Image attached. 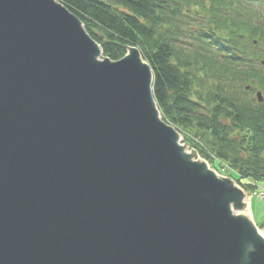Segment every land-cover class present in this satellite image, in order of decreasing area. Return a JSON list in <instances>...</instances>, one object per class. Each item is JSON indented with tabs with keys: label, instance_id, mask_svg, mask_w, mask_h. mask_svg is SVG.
<instances>
[{
	"label": "water",
	"instance_id": "water-1",
	"mask_svg": "<svg viewBox=\"0 0 264 264\" xmlns=\"http://www.w3.org/2000/svg\"><path fill=\"white\" fill-rule=\"evenodd\" d=\"M102 56L59 1L0 0V264H264L245 192L180 145L139 49Z\"/></svg>",
	"mask_w": 264,
	"mask_h": 264
},
{
	"label": "trees",
	"instance_id": "trees-1",
	"mask_svg": "<svg viewBox=\"0 0 264 264\" xmlns=\"http://www.w3.org/2000/svg\"><path fill=\"white\" fill-rule=\"evenodd\" d=\"M104 55L139 49L165 121L248 192L264 190V21L251 0H58Z\"/></svg>",
	"mask_w": 264,
	"mask_h": 264
},
{
	"label": "rangeland",
	"instance_id": "rangeland-1",
	"mask_svg": "<svg viewBox=\"0 0 264 264\" xmlns=\"http://www.w3.org/2000/svg\"><path fill=\"white\" fill-rule=\"evenodd\" d=\"M105 57V55L103 54V56L101 57V59H103ZM262 92L261 90H259V88L254 89L251 92L250 97L253 100H257V93L258 92ZM262 96L264 97V93L262 92ZM163 118V116H162ZM164 120V118H163ZM179 133L180 131L178 129H176ZM181 135V144L182 146L185 147V149L187 150V153L191 154L194 158V160H198L201 162H205L208 164V166L210 167V169L214 172L217 173V175H219L220 178H226L231 180L238 188L244 190L245 195H246V199L247 201L245 202V205L243 206L242 209H238L237 212H242L243 210L246 209V207L249 206V203L251 205V210L253 211V218L255 221V224L257 225V227L264 232V202L257 199L254 194L255 192H248L247 190L244 189L242 182H240L239 177L234 174V173H230V168L228 166H226L225 164H220V166H215L216 168H214V166L212 165V163L208 160H206V158L204 159L202 154L196 150V148L193 146L192 144V139L190 136L188 137H184V135H182V133H180ZM263 185L261 184L258 192L263 191ZM245 199V200H246Z\"/></svg>",
	"mask_w": 264,
	"mask_h": 264
},
{
	"label": "bare ground",
	"instance_id": "bare-ground-1",
	"mask_svg": "<svg viewBox=\"0 0 264 264\" xmlns=\"http://www.w3.org/2000/svg\"><path fill=\"white\" fill-rule=\"evenodd\" d=\"M247 201V199L245 200V202ZM240 215L246 217L247 219L253 220V211L251 210V205L249 203V206L246 207L245 210H243L242 212H238ZM260 234H264V232L260 231Z\"/></svg>",
	"mask_w": 264,
	"mask_h": 264
},
{
	"label": "built area",
	"instance_id": "built-area-1",
	"mask_svg": "<svg viewBox=\"0 0 264 264\" xmlns=\"http://www.w3.org/2000/svg\"><path fill=\"white\" fill-rule=\"evenodd\" d=\"M260 198H261L262 200H264V194H261V195H260Z\"/></svg>",
	"mask_w": 264,
	"mask_h": 264
},
{
	"label": "clouds",
	"instance_id": "clouds-1",
	"mask_svg": "<svg viewBox=\"0 0 264 264\" xmlns=\"http://www.w3.org/2000/svg\"><path fill=\"white\" fill-rule=\"evenodd\" d=\"M249 250H250V251H254L255 249H254V248H250Z\"/></svg>",
	"mask_w": 264,
	"mask_h": 264
}]
</instances>
